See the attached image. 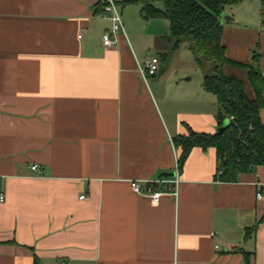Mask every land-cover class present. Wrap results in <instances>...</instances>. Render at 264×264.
<instances>
[{"label":"crops","instance_id":"obj_1","mask_svg":"<svg viewBox=\"0 0 264 264\" xmlns=\"http://www.w3.org/2000/svg\"><path fill=\"white\" fill-rule=\"evenodd\" d=\"M101 1L0 0V264H264V165L224 182L216 149L197 146L177 196L132 191L174 177V138L219 132L223 111L203 75L193 82L194 57L170 66L177 49L161 69L168 20L115 0L124 29L108 47ZM239 5L225 9L222 43L241 65L223 73L253 99L242 64L264 75V0ZM151 56L160 68L145 80Z\"/></svg>","mask_w":264,"mask_h":264},{"label":"trees","instance_id":"obj_2","mask_svg":"<svg viewBox=\"0 0 264 264\" xmlns=\"http://www.w3.org/2000/svg\"><path fill=\"white\" fill-rule=\"evenodd\" d=\"M155 1L121 0V3L140 4L145 17L169 21L170 39L173 41L169 54L183 42H188L194 60L203 72L204 89L217 96L222 108L221 126L225 119L230 120L223 133L191 131L188 135L175 137V146L181 148L179 168H182L194 147H214L219 161L217 177L224 182H235L241 173L264 165V124L260 116L264 108V75L256 63L242 64L248 69L249 82L255 93V98L251 99L245 92L242 80L223 73L225 65L241 64L226 56L220 17L227 6L243 0H159L163 8H157ZM35 264H38L37 259Z\"/></svg>","mask_w":264,"mask_h":264},{"label":"built area","instance_id":"obj_3","mask_svg":"<svg viewBox=\"0 0 264 264\" xmlns=\"http://www.w3.org/2000/svg\"><path fill=\"white\" fill-rule=\"evenodd\" d=\"M103 11L110 12L112 14L111 20L112 25L109 29L105 30L102 39L106 46L112 47L117 43V34L124 29L121 11L119 5L115 0H102ZM160 68V58L158 56H151L149 59L145 60V62L139 66V72L143 79H147L149 76L155 75ZM32 170H39L40 165L34 164ZM179 165L177 166V170L175 172L174 177L166 178L161 177L152 181H141V180H133L130 182L131 189L136 194H144L149 196L151 202L153 204H158L161 200L163 194H172L177 196L178 194V186L181 181L180 173H179ZM149 186V193L143 191V186ZM85 195L81 196V199L85 198ZM257 197L261 198V192L257 193ZM5 201V195L0 193V202ZM217 249H221L220 245H216Z\"/></svg>","mask_w":264,"mask_h":264},{"label":"rangeland","instance_id":"obj_4","mask_svg":"<svg viewBox=\"0 0 264 264\" xmlns=\"http://www.w3.org/2000/svg\"><path fill=\"white\" fill-rule=\"evenodd\" d=\"M239 6H240L239 4L227 6L226 10L233 11L236 8H238ZM170 56L171 55L169 54V57L167 59L168 61L163 62L162 68H161L162 70H164L166 68L165 63L169 62ZM192 59H193V54L191 53V51L189 49L188 42H183L182 44H180L178 51L175 53L173 59L170 60L171 61L170 66L171 65L180 66L181 64H183L185 62L192 61ZM186 66H188V65H186ZM189 73H190V75L193 76V82H197V81L201 80V75H203V72L197 66L193 67L192 70L190 69Z\"/></svg>","mask_w":264,"mask_h":264},{"label":"water","instance_id":"obj_5","mask_svg":"<svg viewBox=\"0 0 264 264\" xmlns=\"http://www.w3.org/2000/svg\"><path fill=\"white\" fill-rule=\"evenodd\" d=\"M233 20H234V18L231 15H229L227 12H223L221 14V17H220L221 23H224V21L230 22ZM229 124H230L229 118L225 119V121H224L223 125L220 127L218 133H223L225 131V129L229 126ZM166 175H170V174H166ZM172 175H174V173H172Z\"/></svg>","mask_w":264,"mask_h":264}]
</instances>
